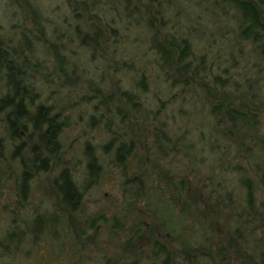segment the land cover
Returning a JSON list of instances; mask_svg holds the SVG:
<instances>
[{
	"label": "trees",
	"instance_id": "obj_1",
	"mask_svg": "<svg viewBox=\"0 0 264 264\" xmlns=\"http://www.w3.org/2000/svg\"><path fill=\"white\" fill-rule=\"evenodd\" d=\"M11 260L264 264V0H0Z\"/></svg>",
	"mask_w": 264,
	"mask_h": 264
},
{
	"label": "rangeland",
	"instance_id": "obj_2",
	"mask_svg": "<svg viewBox=\"0 0 264 264\" xmlns=\"http://www.w3.org/2000/svg\"><path fill=\"white\" fill-rule=\"evenodd\" d=\"M35 256L37 257V255H35ZM23 257L25 258L24 254H23ZM9 260H10V259H9ZM10 263H11V264H16L17 262H16V261H13V260H11V261H10ZM41 264H43V263H41Z\"/></svg>",
	"mask_w": 264,
	"mask_h": 264
}]
</instances>
